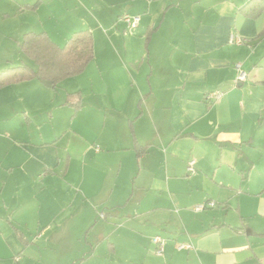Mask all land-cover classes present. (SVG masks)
I'll return each instance as SVG.
<instances>
[{
	"label": "crops",
	"instance_id": "crops-1",
	"mask_svg": "<svg viewBox=\"0 0 264 264\" xmlns=\"http://www.w3.org/2000/svg\"><path fill=\"white\" fill-rule=\"evenodd\" d=\"M55 1L46 24L45 0L18 4L43 27L8 26L4 61L23 60L28 31L63 46L89 29L95 57L56 86L0 89V262L264 264V12L246 16L250 0ZM137 188L150 197L141 216L128 209Z\"/></svg>",
	"mask_w": 264,
	"mask_h": 264
},
{
	"label": "trees",
	"instance_id": "trees-1",
	"mask_svg": "<svg viewBox=\"0 0 264 264\" xmlns=\"http://www.w3.org/2000/svg\"><path fill=\"white\" fill-rule=\"evenodd\" d=\"M241 11L250 18H256L264 12V0H250ZM20 48L34 65L22 63L0 71V89L31 79L52 81L56 86L63 79L82 73L95 57L94 36L89 29L72 33L63 46L54 42L46 32L28 31L23 35ZM80 97L79 93H71L66 103L78 109ZM144 149L136 150L141 154Z\"/></svg>",
	"mask_w": 264,
	"mask_h": 264
},
{
	"label": "rangeland",
	"instance_id": "rangeland-1",
	"mask_svg": "<svg viewBox=\"0 0 264 264\" xmlns=\"http://www.w3.org/2000/svg\"><path fill=\"white\" fill-rule=\"evenodd\" d=\"M38 0H0V12L2 11H8L9 12V17L8 18H3V15L0 16V41H2L3 37H4V33L6 30H9L10 25H17L19 23L23 24V27H28L27 24H32L35 28H31V29H41V27H43L42 25H40L39 21H38V15L30 10L26 11V12H18V10H16L18 8V4L22 3H30V4H35ZM17 2V3H15ZM57 3L54 0H45V2L41 5L40 4V17H43V21L44 24H46L47 22V17L49 15V11L56 7ZM82 11V10H81ZM69 15H72L69 14ZM123 22V21H122ZM30 27V26H29ZM26 29V28H24ZM29 29V28H27ZM125 31L123 30V33ZM133 31H126L125 33H132ZM63 43V42H62ZM0 71H2L3 69L10 67V66H15V65H20L22 63H29L34 65V62L29 59L26 55H24L22 53V58L23 60H21V62L19 60H15L16 58H13L12 61H4V55H3V49L0 52ZM180 186V185H179ZM183 189L188 190L189 191V187L186 183L183 184ZM139 199H144L143 202L139 203ZM149 199L150 197H144L142 192L137 188L136 192L134 194V197L132 198L128 209L129 210H133L134 214H140V216L142 215L143 211H146L148 209V205H149ZM182 199V198H181ZM184 200V199H183ZM170 201V200H169ZM168 201V196H164V201L163 203L165 204H170V202ZM172 206H170L172 208L171 211H174L176 209V207L178 208H183L181 205L179 204H175L176 206H174L173 204H171ZM195 208V206H188V209L193 210ZM175 212V211H174ZM104 249H106V244H103L102 246ZM155 252V250H154ZM141 256V254H140ZM143 258V256H141V259ZM39 255L34 254L33 252H31V256L28 258V260L26 261L25 264H44L42 263L41 260H39ZM0 264H16L14 261V258H10L6 261H1Z\"/></svg>",
	"mask_w": 264,
	"mask_h": 264
},
{
	"label": "built area",
	"instance_id": "built-area-1",
	"mask_svg": "<svg viewBox=\"0 0 264 264\" xmlns=\"http://www.w3.org/2000/svg\"><path fill=\"white\" fill-rule=\"evenodd\" d=\"M122 20L125 21L126 24L128 25V27L132 28V29L136 28L140 23V17L139 16H131L129 14L123 15ZM230 41L232 43L242 44L244 42V39L239 34H231ZM237 68H238V79L239 80H245L247 77V74L244 70L241 69V63L237 64ZM223 95H224V92L219 91V90L210 91L206 94V100L210 101V102L214 101V100H218V99H221L223 97ZM97 149H99V148H97ZM195 163H196L195 160H191L189 162L188 170L190 172L195 171ZM215 205H216V203L214 201H209V202L195 206L194 210L196 212H201V211L205 210L206 208L214 207ZM102 217H104L103 214H102ZM165 241L166 240L161 236H156L154 238V242L157 244L156 252L158 254H162L164 252ZM177 248L178 249H192L193 245L190 242L182 243V244H178Z\"/></svg>",
	"mask_w": 264,
	"mask_h": 264
},
{
	"label": "water",
	"instance_id": "water-1",
	"mask_svg": "<svg viewBox=\"0 0 264 264\" xmlns=\"http://www.w3.org/2000/svg\"><path fill=\"white\" fill-rule=\"evenodd\" d=\"M46 86H52V81H43Z\"/></svg>",
	"mask_w": 264,
	"mask_h": 264
}]
</instances>
